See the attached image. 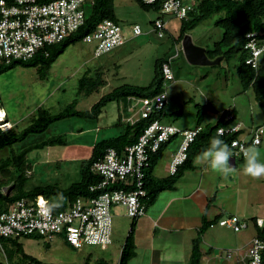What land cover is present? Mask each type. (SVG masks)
<instances>
[{
    "label": "rangeland",
    "instance_id": "rangeland-1",
    "mask_svg": "<svg viewBox=\"0 0 264 264\" xmlns=\"http://www.w3.org/2000/svg\"><path fill=\"white\" fill-rule=\"evenodd\" d=\"M92 2L93 0H87L86 9L90 8ZM113 4L122 31L128 37L126 44L124 43L120 48L97 57L93 43L80 41L70 45L54 61L44 78L38 74L36 67L19 65L0 74L2 108L5 111V117L16 124L15 131L27 127L39 108L54 114L61 112L76 99L75 108L87 110L102 95L124 83L147 86L154 77L156 59L166 54L173 55L176 50L178 56L171 65L174 81L167 83L168 107L164 121L167 120L166 122H172L181 127L195 126L198 114L196 105H199L207 109L202 117L200 124L202 126H205V122L215 124L224 110L234 108L237 111L236 121L244 124H264V117L254 99L252 87L245 86L237 74V56L233 55L229 61L223 60L216 65H192L186 60L181 50V42L176 46L174 44L181 25L180 20L162 14L158 10H145L135 0H114ZM220 16H223V13L212 14L188 32L191 41L205 50H212L214 43L221 39L223 33V29L215 24V20ZM156 18L166 21L167 27L163 37H159L156 31H153V21ZM136 24L139 25L141 33L132 35V27ZM98 66H102L101 74H97ZM81 78L87 79L86 82L90 85L92 83L95 85L96 80L99 79L104 80V84L95 86L92 94L81 96L77 86ZM127 105L125 100L110 101L97 120L70 116L54 121L46 130L29 134L19 144L0 150V159L19 153L25 146L32 145L30 151L25 152V163L28 166L23 174L26 178L24 189L29 190L46 184L67 188L72 183L80 181V165L90 156L94 142L119 134L124 128L123 123L133 117L134 109L130 106L131 112L127 114L126 112L130 111ZM118 117L121 122L124 121L120 126H116ZM55 136L65 138L67 144L36 146ZM251 136L252 133L249 139ZM178 142L179 138L173 137L163 146V151H170L169 149ZM249 149L260 150L256 152L264 154V139L261 145L249 146ZM259 161L264 163V160ZM232 173V171L223 173L225 180L229 175L232 176ZM236 174L239 177L244 175L246 178H253L245 174L243 170ZM236 174L233 173V176ZM256 178L259 184H264V175ZM236 182L229 179L231 186L218 192L231 210L234 209L233 205L237 197L244 202L246 200L247 205L250 199L249 190L240 191L236 188ZM9 187H2L1 193L5 195ZM262 194L263 196L260 197L263 205L259 204L258 212L264 217V190ZM252 200V198L249 200L250 206ZM113 213L118 216V218L113 217V226H116L120 233L116 240H113V244L105 250L96 246L74 249L58 235L45 241L47 243L43 239L34 238H18L17 240L22 244L25 253L42 264H83L85 257L89 254L91 261L97 257L107 260L111 253L114 254L111 256L115 260V258L118 259V248L122 244V233L131 219L124 215V208L120 205L114 206ZM251 230L246 231L248 236L253 234V229ZM244 232L245 229L239 232L226 230L224 243L230 247L236 244L241 245L240 237H243ZM8 246L14 252L12 258L7 259L0 245V259L10 264L19 262L22 254L16 252L17 245ZM227 263L231 264L229 261Z\"/></svg>",
    "mask_w": 264,
    "mask_h": 264
},
{
    "label": "built area",
    "instance_id": "built-area-1",
    "mask_svg": "<svg viewBox=\"0 0 264 264\" xmlns=\"http://www.w3.org/2000/svg\"><path fill=\"white\" fill-rule=\"evenodd\" d=\"M140 1L147 5L157 4L162 14L182 19L197 0ZM86 2L87 0H0V59L27 60L44 45L60 42L84 23ZM164 26L163 20H155L154 28L158 36L162 35ZM132 31L134 35L141 33L138 25ZM254 35L253 32L246 35L250 40L245 45V48L250 49L245 63L252 68L257 67L258 57L264 51V42L258 47L252 38ZM83 41L93 43L94 52L98 56L121 45L125 41V35L121 26L110 19H103ZM169 64L168 59L161 67L165 81L173 78ZM129 99L139 112L136 118L128 119V122L134 123L138 119H149L153 114H158L168 102V94L163 90L151 97L131 96ZM12 127L13 123L6 119L5 112L0 108V130L7 131ZM240 128L241 124L236 122L219 127L217 133L233 134ZM200 131V126L181 128L172 123H164L161 119L151 120L137 140L126 146L120 154L109 148L92 163L91 170L99 177L88 188L94 195L77 197L59 211H53L47 200L40 195L34 200L20 198L8 206L7 210L0 211V237L15 239L38 235L48 241L58 235L74 249L96 246L105 250L112 242L114 206H122L125 215L133 219L145 213V173L151 154H155L161 145L173 137H179L180 142L169 163V172L173 174L187 159L188 147ZM262 131V127L252 131L250 141L253 145L260 143ZM246 141L239 137L230 141L229 147L234 156H244ZM118 185H122V188L116 187ZM218 224L233 231L246 227V222L235 215L220 218ZM256 224L262 227L264 220L257 218ZM263 251L264 238L254 236L246 250L247 264H263ZM227 255L232 256L231 250Z\"/></svg>",
    "mask_w": 264,
    "mask_h": 264
},
{
    "label": "trees",
    "instance_id": "trees-1",
    "mask_svg": "<svg viewBox=\"0 0 264 264\" xmlns=\"http://www.w3.org/2000/svg\"><path fill=\"white\" fill-rule=\"evenodd\" d=\"M135 1L145 10L154 9L157 11L159 7L157 4L147 5L142 3L140 0ZM113 3L114 0H93L89 9H86L85 4V21L76 31L65 37L60 42L44 45L43 47L39 48L31 58L27 60L5 61L4 59H0V74L19 65L22 67H36L38 74L42 78H44L45 76H47L48 70L54 63V61L70 45L82 41L83 38L88 33L92 32L97 24L103 19H110L121 26L116 17ZM217 13H223V16H220L215 20V24L223 29V33L221 39L214 43V48L212 50H205L206 55L211 60L220 57L218 64H220L223 60L229 61L233 55L237 56V74L239 75L241 81L245 86L252 87L254 99L258 103L260 111L264 117V51L262 53L263 55H260L261 57L258 58V66L256 68H252L245 63V59L250 53V49L248 47L245 48V45L250 40V38H247L246 35L252 32L255 33L252 38L254 39V41H256L258 47L261 46L264 42V0H202L196 7H194V9H192L187 14V17L181 21V25L178 29V34L174 39V42L180 43L185 33L190 32L199 23H201L212 14ZM123 34L125 35L124 32ZM121 45H123V43ZM121 45L116 46L115 48L120 47ZM101 55H98L97 57ZM162 62L163 58L156 59L154 67V77L147 86L141 87L140 85L136 84L124 83L102 95L96 102L91 105L90 109L77 110L75 108L76 99L72 100L61 112L54 114L46 111L44 108H39L36 116L32 118L31 123L22 130L15 131V123L13 125V128L10 130H0V150L6 147L9 148L15 144H19L20 142L25 140L29 134H36L40 131L46 130L54 121L70 116H79L97 120L99 119L101 113H103L105 105L110 101H128L127 98L131 96L151 97L156 93L166 90L167 86L165 85L161 73ZM101 70L102 66H98L97 74H101ZM86 81L87 79L81 78L79 80V83L77 84L78 92L81 96L92 94L95 90V86L104 84V80L101 81L100 79L96 80L95 85H93V83L92 85H90L89 82ZM0 103L2 104L1 98ZM167 104L168 102L158 114H153L149 119H138L134 123L124 122L122 120L124 122L123 123L121 122L120 117H118L116 126H120L123 123L124 128L122 132L115 136L95 141L92 146L90 156L82 161L80 165V181L72 183L69 187L64 189L55 184L36 186L29 190L24 189V181L26 178L23 174L26 170V167L28 166V164L25 163V152L30 151L32 145L25 146L22 150L19 151V153L7 156L4 159H0V211L7 210L8 206L13 204L20 198L34 200L38 195L44 197L47 200L49 206L53 211L64 209L68 205V203H71L77 197H91L92 195H94V193L90 192L88 188L99 179V177L91 170L92 163L100 158L109 148L114 149L120 154L126 146L133 144L141 134L143 128L151 120L160 119L167 115ZM196 109L198 112L196 125H199L203 117L202 115L204 114L206 109L204 108V106L199 105H196ZM230 111H233V109L225 110L222 113L221 118L214 125L210 126L208 130L203 129L199 132L194 141L188 147L187 159L181 166L178 167L176 173H174L170 177L156 180L154 179V177L150 176L151 170L157 161L160 151H162L163 146L167 143L161 145V147L155 154H151L149 167L145 173V189L147 190V196L143 199L145 207L155 200L157 194L160 191L173 186L182 169L191 167V160L193 158V155H195L199 151H205L209 147L210 141L213 137L218 136L224 141L225 144H227L228 147L230 145V141L233 138H237V135L240 131L238 133H233L232 135H218L216 133V129L218 127L228 124L223 123V117ZM233 114L234 116L229 121V123L236 122L235 113ZM262 127L264 131V124H262ZM263 131L260 135V143L261 141H263ZM54 143L66 145L67 141L65 138L55 136L42 141L40 144H36V146L41 147ZM259 144L253 145L250 140L246 141L247 150L249 149V146H257ZM229 148L231 150V147ZM4 186H10L8 192H6L5 195L1 193V188ZM116 187L122 188V185H118ZM215 226H217V223L215 224ZM255 227L257 230V235L264 238V225L262 227H259L255 224ZM22 238L42 239V237L38 235L24 236ZM17 239L18 238L13 239L0 237V245L2 246L3 252L5 253L7 259H11L14 253L8 245H17L16 252L22 254V257L20 258V261L15 264H29L31 262L42 264L36 258L25 253L22 244L18 243L19 240ZM199 240L200 238L195 240L193 243L194 245L191 252L193 261L200 253L198 246ZM132 243L133 242L131 238H129L125 242V246L121 252L118 264H127L128 260L133 256ZM262 262L264 264V251L262 253ZM0 264L10 263H5L0 259ZM83 264H107V261H105V259L101 257H97L93 261H91V255L89 254L85 257Z\"/></svg>",
    "mask_w": 264,
    "mask_h": 264
},
{
    "label": "crops",
    "instance_id": "crops-1",
    "mask_svg": "<svg viewBox=\"0 0 264 264\" xmlns=\"http://www.w3.org/2000/svg\"><path fill=\"white\" fill-rule=\"evenodd\" d=\"M127 40L128 37L126 36L125 42H127ZM125 42H123V44ZM118 48L120 47L116 49ZM116 49L114 48L113 50ZM167 83L170 84L172 81ZM127 99V106H129V110L131 107L134 109L132 116L136 118L137 113H139L137 107H133V103L129 100V97ZM167 107L168 104L166 106V111ZM130 112L131 110L126 113L130 114ZM236 112L234 108L233 111L227 113L223 117V123H228L227 117L231 115L234 116L233 113L236 115ZM166 116L167 115L160 118L164 123L167 121H164ZM202 116H204V114ZM241 123L243 126L237 137L247 141L250 140L249 135L251 134V130L262 125ZM196 126L197 125L179 127L194 128ZM210 126H212V123L209 122H205V126L201 125L202 130H208ZM178 143L170 148V151H163V149L160 151L157 161L151 170V177L157 180L171 176L169 172V163L175 153ZM260 144H262V141ZM256 151L260 150H255V152ZM203 152L204 151H199L193 155L191 167L183 168L173 186L160 191L155 200L146 206L145 213L142 216L135 219L129 217L131 221L129 220V223L126 224L127 228L124 233H122L123 240L118 248V259L115 258L114 260L111 256L114 254L111 253L107 257L108 259L105 260L107 264L119 263L121 252L125 246V242L129 238H131L133 242V256L128 260L127 264H220L221 262H226L225 264H228L227 261L231 264H247V248L245 247H248L252 237L257 232L254 221L258 217L264 219L258 212V207H260L259 204L263 202L260 196H263L262 191L264 190V184H259L257 182L258 178H246L244 175L239 177L236 174V172H240V170H243L245 167V157H233L234 155L231 153L228 163L231 166V171L236 174V176H233L232 173V176L229 175L227 180H225L223 172L214 170L208 162L199 160ZM256 155L258 161L264 160V158H262L264 154L256 152ZM229 179H232L233 182L238 180V182H236V188L240 189V191L244 192L249 190L250 199H253L251 206L249 205L250 199H248L247 205L246 200L244 202L237 197L233 205L234 209L231 210L229 205L222 200L218 192L228 189L229 186H231ZM248 208L251 211L248 210ZM230 215H236L240 219H245L247 222L245 234L242 235L243 237H240L241 245L236 244L234 247H230L224 243L226 230L232 229L224 226H215L219 217ZM113 217L118 218L115 213H113ZM113 228L111 244H113V240L115 241L120 233L116 226H113ZM251 229H253V234L248 236V232L246 231ZM199 238L198 246L200 253L193 261L191 254L193 243ZM230 250L233 251L234 254L229 258L227 254Z\"/></svg>",
    "mask_w": 264,
    "mask_h": 264
},
{
    "label": "clouds",
    "instance_id": "clouds-1",
    "mask_svg": "<svg viewBox=\"0 0 264 264\" xmlns=\"http://www.w3.org/2000/svg\"><path fill=\"white\" fill-rule=\"evenodd\" d=\"M200 1H202V0H197L196 2H194V4H192L191 5V8L187 11V13H186V16L184 17V18H186L187 17V14L192 10V9H194V7H196L197 5H198V3L200 2ZM159 11V10H158ZM160 12V11H159ZM161 13V12H160ZM168 15V14H167ZM169 16H171V15H169ZM171 17H173V18H175V19H177V20H180V21H182L184 18H182V19H178V18H176V17H174V16H171ZM156 19H161V18H156ZM155 19V20H156ZM155 20H154V22H155ZM161 20H163V19H161ZM164 21V20H163ZM164 23H165V26H164V29H163V31H162V35L161 36H159V37H163L164 36V33H165V31H166V27H167V25H166V21H164ZM155 30V28H154V23H153V31ZM156 31V30H155ZM156 33H157V31H156ZM185 35H188L187 33H185L184 35H183V37L185 36ZM183 37H182V39H183ZM182 39H181V41H182ZM83 41V40H82ZM193 43V42H192ZM174 44H175V46L177 45V44H180V43H175L174 42ZM194 44V43H193ZM181 50H182V52H183V47H182V42H181ZM195 45V44H194ZM204 51H205V49H204ZM183 54H184V52H183ZM205 54H206V52H205ZM249 55V54H248ZM247 55V56H248ZM261 55H263V54H261ZM178 56V51L176 50V52L173 54V55H169V54H166V55H164L163 57H161V58H163V62H162V64L164 63V62H166L168 59L170 60V64H169V66H170V69H171V72H172V75H173V78L171 79V80H169V81H165L164 80V78H163V80H164V82H165V85H166V83L167 82H171V81H174V73H173V71H172V67H171V65H172V63H173V60L176 58ZM185 56V55H184ZM207 56V55H206ZM259 57H261V56H259ZM258 57V58H259ZM165 58V59H164ZM208 58V57H207ZM217 58H219V57H217ZM209 59V58H208ZM216 59V58H215ZM209 60H211V59H209ZM214 60V59H213ZM219 60H220V58H219ZM162 64H161V67H162ZM250 66V65H249ZM258 66V65H257ZM251 67V66H250ZM161 73H162V71H161ZM162 77H163V75H162ZM0 108L4 111V109L2 108V104H0ZM5 112V111H4ZM232 117H233V115H231V117L230 118H227V122H228V124L227 125H225V126H220V127H226V126H228V125H230V124H232V123H229V121L232 119ZM6 119H8L11 123H13L8 117H6ZM236 122H239V121H236ZM235 122V123H236ZM240 124H241V128H240V130L239 131H241V129H242V123L241 122H239ZM13 125H14V123H13ZM198 126H200L201 127V125H197V127ZM258 127H262V125L261 126H257L256 128H258ZM13 128V127H12ZM219 128V127H218ZM217 128V129H218ZM256 128H253L252 130H251V132L250 133H252V131H254ZM263 128V127H262ZM217 129H216V133H217ZM201 131H202V127H201ZM238 131V132H239ZM237 132V133H238ZM218 134V133H217ZM218 135H220V134H218ZM232 135V134H231ZM179 138V137H178ZM169 142V141H168ZM167 142V143H168ZM179 142H180V138H179ZM179 144V143H178ZM178 146V145H177ZM177 149V148H176ZM176 151V150H175ZM230 156H231V150L229 149V147L227 146V144H225L224 143V141L222 140V139H220L218 136L217 137H213L212 139H211V141H210V145H209V147L202 153V155L199 157V160H201V161H206V162H208L209 164H210V166L214 169V170H218V171H221V172H223V173H225V174H227L229 171H231V166L229 165V163H228V161H229V158H230ZM244 156H245V167H244V169H243V171L245 172V174H247V175H250V176H252V177H260V176H262V175H264V163H260L259 161H258V159H257V155H256V152H255V150H253V149H248V150H245L244 151ZM176 173V172H175ZM174 174V173H173ZM173 174H171V175H173ZM145 209H146V207H145ZM230 216H232V215H230ZM236 216V215H235ZM224 217H228V216H224ZM222 218V217H221ZM258 218H260V217H258ZM220 219V218H219ZM219 219H217V221H216V223H217V225L218 226H221V225H219L218 224V220ZM257 219V218H256ZM256 219H255V221H254V223L256 224ZM261 219H263V218H261ZM240 220H243V221H245L246 222V220L245 219H240ZM264 220V219H263ZM215 223V224H216ZM257 225V224H256ZM258 226V225H257ZM225 227V226H224ZM246 227H247V222H246ZM245 227V228H246ZM245 228H243V229H245ZM242 230V229H241ZM235 232H239V231H235ZM254 236H257V233L254 235ZM253 236V237H254ZM252 237V238H253ZM250 244V243H249ZM249 244H248V246H249ZM71 247V246H70ZM72 248V247H71ZM248 248V247H247ZM247 250V249H246ZM232 252V254H234V252L233 251H231Z\"/></svg>",
    "mask_w": 264,
    "mask_h": 264
},
{
    "label": "water",
    "instance_id": "water-1",
    "mask_svg": "<svg viewBox=\"0 0 264 264\" xmlns=\"http://www.w3.org/2000/svg\"><path fill=\"white\" fill-rule=\"evenodd\" d=\"M182 47L186 60L192 65H213L218 64L219 58L209 60L205 54L204 48L194 45L189 35L182 39Z\"/></svg>",
    "mask_w": 264,
    "mask_h": 264
},
{
    "label": "bare ground",
    "instance_id": "bare-ground-1",
    "mask_svg": "<svg viewBox=\"0 0 264 264\" xmlns=\"http://www.w3.org/2000/svg\"><path fill=\"white\" fill-rule=\"evenodd\" d=\"M136 25H137V24H136ZM134 26H135V25H134ZM134 26H133V27H134ZM138 26H139V25H138ZM133 27H132V29H133ZM140 30H141V29H140ZM132 35H134L133 31H132ZM102 54H103V53H102Z\"/></svg>",
    "mask_w": 264,
    "mask_h": 264
}]
</instances>
